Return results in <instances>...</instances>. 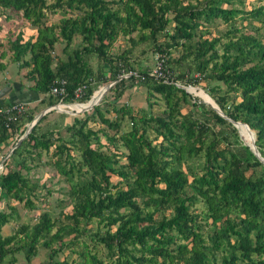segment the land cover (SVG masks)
<instances>
[{
    "label": "trees",
    "instance_id": "16d2710c",
    "mask_svg": "<svg viewBox=\"0 0 264 264\" xmlns=\"http://www.w3.org/2000/svg\"><path fill=\"white\" fill-rule=\"evenodd\" d=\"M244 7V0H0V11L34 30L27 38L18 30L8 50L47 105L91 100L98 85L110 82L113 101L142 86L148 105L157 98L164 104L151 113L120 103L105 116L99 103L69 123L63 115L46 121L49 111L38 118L2 163L0 190L32 206L29 195L39 184L29 170L44 152L68 184L70 209L55 216L41 210L34 224L20 228L26 262L44 249L45 264H264V164L240 136L245 127H237L239 134L176 85L218 82L220 88H203L226 117L249 126L264 159V6ZM55 11L61 17L49 23ZM216 20L226 28L209 37L205 26ZM120 35L130 43L113 54ZM57 43L64 58L54 54ZM138 43L161 61L160 77L139 67ZM4 58L2 50L0 69ZM55 86L63 93H50ZM207 94L200 97L212 104ZM33 116L34 108L14 120L0 115V143H15ZM94 119L105 128L90 126ZM7 219L0 212V226ZM14 238L0 236V261Z\"/></svg>",
    "mask_w": 264,
    "mask_h": 264
},
{
    "label": "rangeland",
    "instance_id": "374dc122",
    "mask_svg": "<svg viewBox=\"0 0 264 264\" xmlns=\"http://www.w3.org/2000/svg\"><path fill=\"white\" fill-rule=\"evenodd\" d=\"M48 1H51V0H48ZM258 5L264 6V0H244V6H245L244 8L246 10H248L252 7L258 6ZM60 17H61V13L58 11H55V12L47 15V21L49 23H55L58 21V19ZM246 22L247 21L241 22V20H236V24L238 26H241V24H243V26H244L246 24ZM252 24H254L253 21H252ZM205 27L210 31L208 36L213 37V36L218 35L219 31L224 30L226 28V25L224 22L216 20V21L206 25ZM21 29L23 30V34L26 38L31 33H33V31H34L33 28H30L28 25L21 22L20 16H18L17 14L10 13L8 10L0 11V51L3 50L5 52V58L2 61L5 64H4V67L0 69V89L8 87L7 88V90H8V89H13V88L19 86L20 89H23V91H25V92H29V93L31 92L32 94H36V92H34L30 88L31 82L29 81V79L22 75L25 72V68H20L18 66L17 62H13L10 59L11 50H8L9 44H8L7 40L9 38H13L15 36L16 32L18 30H21ZM202 29H203V27L201 28V30ZM262 33H263V31L261 29L260 31H258L257 34L261 35ZM132 36L135 38V33H133ZM77 40H78L77 37H75L72 40L71 45L69 46V48H67L68 51L72 49V47L76 44ZM129 43L130 42L128 41V39L126 37H123L122 35H120L113 42L109 51L113 54H117L124 47H127L129 45ZM62 46H63L62 43L55 44L54 54H57L59 57L64 58L65 54L61 52ZM133 52L136 55L135 58L139 62L140 68L151 69L150 72H152L154 69H156L155 66H157V63H159V61L157 62V60H156L157 55L152 54L147 43H138L137 46L134 47ZM177 55H178V52L176 51V49H172L171 56L176 57ZM93 66H95V65H93ZM193 74L194 73H192V75ZM108 84L111 85L112 82H110ZM108 84L98 85V87L91 94V100H87V101L81 102L79 104H75V103H77L76 101L71 102L69 104H72V105H70L69 107H66L67 105L62 106L61 108H58L57 106L54 107V109H52V110L53 111L55 110V113H53L52 115L58 116V113L59 112L61 113V111H59V109L62 111H66L63 113H66V116H67L66 120L69 123L74 116L81 117V116H83L84 112H86V114H90V111H91L93 106L90 109H88L87 111L86 110L85 111H76V110H80L84 106L91 105L92 103H94L97 100V98L101 92V87L108 85ZM206 85L207 86H214V88L216 86H218V88H220L218 82L210 81L208 83H205L201 79L196 84H188L187 85L185 83V85H184V86H186L185 90L190 95L189 96L190 102L195 101L196 103H200V104L202 103L204 105H207V103L205 101L203 102L202 98H201V97H205V95L207 94L203 88ZM189 86L193 87V89L191 91L187 89ZM111 95H112L111 92L107 91V89H106L104 91V93L102 94V96L100 97L98 103H97V104L100 103V108H101V110H103L105 112V116H112L113 113L111 111V106L112 105L117 106L120 103H124V104L126 103V105L130 106L133 110H138L139 108H143L144 110L150 111L151 113L157 112L158 110H162L164 108V104H163L162 100H160L159 98L150 99L151 105H148V103L145 99L146 91H145V88L142 86H133L132 88L127 89L125 91V93L122 94L120 99L117 101H113ZM96 96H97V98L95 99ZM193 98H195V99H193ZM181 111H185V107L183 105L181 106ZM47 118H52V117L49 116ZM44 123H45V121L42 122V124H44ZM88 124L90 126H92L93 128L103 127V124H99L98 119H94L93 121L89 120ZM125 124H126V121H124V125ZM240 126L244 127L241 124L237 125L238 128ZM103 128H105V127H103ZM122 128H123V126L121 127V129ZM106 132L109 135H111L113 133L110 130H106ZM251 132H252V130H251ZM98 135H99L100 141L102 143H105L104 136L101 135V133H98ZM245 135H246V137H249L248 134L245 133ZM252 135H253V132H252ZM240 136L243 138V141H245V143L249 144L250 139H249V141H247L246 137H244L241 134H240ZM253 138H254V135H253ZM11 146H12V143H11ZM11 146H10V148H11ZM37 167H34V170H33V172H35V175H38V172H36L37 170L40 172H43L44 170H46V171H48V173L46 174L48 176L45 175L42 178H35L34 181H37V183L39 185H45V186L50 185V192L47 195H44L45 196L44 202L46 201L47 202L46 204H43V201H39V200H42V198H43V195L40 194V190L41 189L43 190L42 187H40L41 189L36 192L37 194L35 197H33V196L29 197V199L32 201H33V199L36 200L35 202L39 207L38 209H40L38 211V213L41 211V209H46V210H49V212L51 213L52 216H55L56 212L59 209H63L64 211H68L70 209V199H69V196L67 193L68 184L64 183L60 177H57L55 175L54 176L50 175L51 170H53V172L55 173L52 166L45 165V163H44V166H40L39 168H37ZM35 169H36V171H35ZM1 172L2 171L0 169V173ZM47 177L48 178L50 177V179H48ZM111 180L113 182H115L117 180V178L114 176H111ZM43 193H44V191H43ZM5 199H6V195H3L2 200H5ZM33 213H37V210H36V212H33ZM35 219H36V216H35ZM91 224H92V226H94L95 223L92 222ZM65 251H67V250H65ZM65 251H64V253H65ZM64 253H58L57 254V257L59 258V260H61L63 258ZM14 255L16 256V260H15L14 264H23V263L26 264L25 263L26 261L24 259V255L21 252L14 253ZM10 258L11 257H9V256L3 257L1 260V263L2 264H9L10 262L8 260ZM36 258L38 261L36 259H34V264H45L46 250L39 249Z\"/></svg>",
    "mask_w": 264,
    "mask_h": 264
},
{
    "label": "crops",
    "instance_id": "0c3cea01",
    "mask_svg": "<svg viewBox=\"0 0 264 264\" xmlns=\"http://www.w3.org/2000/svg\"><path fill=\"white\" fill-rule=\"evenodd\" d=\"M22 75L26 77V69ZM26 78H28V77H26ZM29 81L31 82V85H32L33 81L30 79H29ZM7 88L0 89V104H4V103L7 104V103H13V102H23L25 104L26 108H28V109L34 108V115H36L37 113H40L45 108H50L51 111L50 110H49V112L47 111L48 113L46 114V121H52V120H58L59 121L61 119L60 115H63L62 116L63 117V119H62L63 123H68L66 120V117H67L66 113H63L66 111H62L59 109V111H61V113L59 112L58 116L52 115L53 113H55V110L53 111L52 109H54V107H56L57 104L60 102H58L55 105L54 104L47 105L46 97L43 96L42 94H39V93L32 94L31 92L30 93L25 92V91H23V89H20L19 86L15 87L13 89H8V90H7ZM69 106H70V104H67V107H69ZM57 107L61 108L62 106H57ZM49 116H51L52 118H47ZM10 146H11V141L9 139L0 143V160L2 158H4L5 156H6L5 158H7L9 156L7 154L9 152ZM4 160H3V162H4ZM47 160H48V154L42 152L40 159L37 161L34 160L32 162V164H34V166L29 170V176H30L31 181H34L35 178H42L43 176H45L48 173V171H46V170H44L43 172H40L38 170L36 171V169H35V171L38 172V175H35V172H33L34 167L38 166L37 168H39L40 166H44V163H45V165H49L46 162ZM2 163H1L0 167L2 166ZM49 166H51V165H49ZM50 175L51 176L55 175L53 170L50 171ZM46 176H48V175H46ZM55 176H57V175H55ZM48 179H50V177ZM34 182H37V181H34ZM40 187H42L43 190ZM48 187H50V185L49 186L39 185L38 187L35 188L33 193H31L29 196L35 197L37 194L36 192L40 189H41L40 194H42L43 191L46 192V189ZM0 195H1V197H0V212H5L8 216V219L0 226V236L5 237V236H9L11 234L15 235V238L9 244V248H12L11 249L12 252L7 253L5 256L14 257V259L16 260V256L14 255V253L21 252L23 254V252L25 250V246H24L25 231L21 232L20 228H23L24 226H26V228H29L32 224H34L37 220L38 211L40 209H38L39 207L35 202L36 200H34V199H33V205L28 207L26 205V203L24 202L25 197L23 199L18 200V199H15V197L12 196L11 194H8V195H6V199L2 200V197L5 194L3 192H1V190H0ZM46 203L47 202L45 201L43 204H46ZM36 210H37V213H33V212H36ZM41 210H46V209H41ZM35 216H36V219H35ZM38 251L39 250H37V253H38ZM36 256H37V254L34 257H32L29 262H25V263L26 264H34V259L37 260ZM14 262L9 263V264H14ZM0 264H2L1 261H0Z\"/></svg>",
    "mask_w": 264,
    "mask_h": 264
},
{
    "label": "water",
    "instance_id": "95a60500",
    "mask_svg": "<svg viewBox=\"0 0 264 264\" xmlns=\"http://www.w3.org/2000/svg\"><path fill=\"white\" fill-rule=\"evenodd\" d=\"M110 84L108 85H105L103 87H101V92L97 98V100L92 103L91 105H87V106H84L82 109L80 110H76V111H85V110H88L90 109L92 106L96 105L100 99V97L102 96V94L104 93V91L107 89V87L109 86ZM185 89V87H183ZM206 94V93H205ZM208 95V94H207ZM209 96V95H208ZM210 97V96H209ZM211 101H212V104L211 103H208L207 102V105L209 107H211L217 114H219L220 116H222L223 118H225L226 120H228L229 122H231V124L236 128V130L238 131L237 129V125H243L246 129V132L249 134V144L248 147L252 150L253 154L264 164V159L259 155L255 145H254V139H253V135H252V132H251V129L249 128V126L244 123V122H241V121H235V120H232L228 117H226L221 111L220 109L218 108V106L214 103V101L212 100V98L210 97ZM50 108H45L44 110H42L40 113H37L36 115L33 116L32 120L30 122L27 123L23 133L20 135L19 138H17V140L15 141V143L11 146V148L9 149V152L7 155L10 154V152L12 151L13 148H15L17 145H19V143L21 142V140L27 135V133L29 132V130L31 129V127L34 125V123L38 120V118L43 115L45 112L49 111ZM239 133V131H238ZM6 157V156H5ZM2 158L0 160V165L1 163L3 162V160L5 159Z\"/></svg>",
    "mask_w": 264,
    "mask_h": 264
},
{
    "label": "built area",
    "instance_id": "2783aa9c",
    "mask_svg": "<svg viewBox=\"0 0 264 264\" xmlns=\"http://www.w3.org/2000/svg\"><path fill=\"white\" fill-rule=\"evenodd\" d=\"M155 67H156V69H154L152 72H150L149 75L155 74L157 77H160V75H162L161 72L159 71V69L161 68V61H159V63H157V66H155ZM164 80L166 81V79H164ZM60 83H62V82H60ZM176 85H178L180 87H186V86H181L180 84H176ZM80 92H81V88H77L75 91V94H74L75 97H79ZM50 93L60 94V93H63V89H62V87L55 86V87L51 88ZM65 105H67V104H64V103H58L57 104V106H65ZM25 109H26V106L23 102H14V103H11L7 106L1 107L0 108V115H2L7 120H14L16 118V116L22 114Z\"/></svg>",
    "mask_w": 264,
    "mask_h": 264
},
{
    "label": "bare ground",
    "instance_id": "6f19581e",
    "mask_svg": "<svg viewBox=\"0 0 264 264\" xmlns=\"http://www.w3.org/2000/svg\"><path fill=\"white\" fill-rule=\"evenodd\" d=\"M187 89L191 91V90L193 89V87H190V86H189ZM96 98H97V96L95 97V99H96ZM75 104H76V103H75ZM78 104H79V103H78ZM70 105H72V104H70Z\"/></svg>",
    "mask_w": 264,
    "mask_h": 264
},
{
    "label": "clouds",
    "instance_id": "9594fccd",
    "mask_svg": "<svg viewBox=\"0 0 264 264\" xmlns=\"http://www.w3.org/2000/svg\"><path fill=\"white\" fill-rule=\"evenodd\" d=\"M79 102H77L76 104H78Z\"/></svg>",
    "mask_w": 264,
    "mask_h": 264
}]
</instances>
